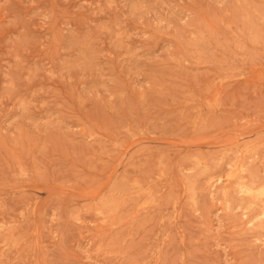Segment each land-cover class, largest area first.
<instances>
[{"label": "rangeland", "instance_id": "374dc122", "mask_svg": "<svg viewBox=\"0 0 264 264\" xmlns=\"http://www.w3.org/2000/svg\"><path fill=\"white\" fill-rule=\"evenodd\" d=\"M0 264H264V0H0Z\"/></svg>", "mask_w": 264, "mask_h": 264}, {"label": "bare ground", "instance_id": "6f19581e", "mask_svg": "<svg viewBox=\"0 0 264 264\" xmlns=\"http://www.w3.org/2000/svg\"><path fill=\"white\" fill-rule=\"evenodd\" d=\"M261 216H262V215H261ZM261 216H260V217H261ZM253 227H254V226H253Z\"/></svg>", "mask_w": 264, "mask_h": 264}]
</instances>
